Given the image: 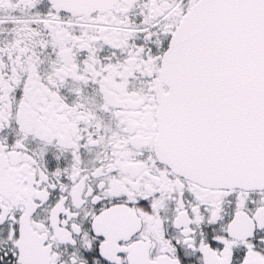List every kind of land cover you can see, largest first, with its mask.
I'll return each mask as SVG.
<instances>
[{"label":"snow or ice","instance_id":"obj_1","mask_svg":"<svg viewBox=\"0 0 264 264\" xmlns=\"http://www.w3.org/2000/svg\"><path fill=\"white\" fill-rule=\"evenodd\" d=\"M0 264H264V0H0Z\"/></svg>","mask_w":264,"mask_h":264}]
</instances>
